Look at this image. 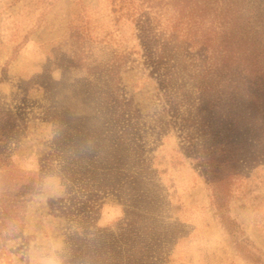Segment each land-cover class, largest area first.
<instances>
[{
  "label": "rangeland",
  "instance_id": "rangeland-1",
  "mask_svg": "<svg viewBox=\"0 0 264 264\" xmlns=\"http://www.w3.org/2000/svg\"><path fill=\"white\" fill-rule=\"evenodd\" d=\"M176 8L0 0V264H264V120L215 188L228 108Z\"/></svg>",
  "mask_w": 264,
  "mask_h": 264
},
{
  "label": "trees",
  "instance_id": "trees-1",
  "mask_svg": "<svg viewBox=\"0 0 264 264\" xmlns=\"http://www.w3.org/2000/svg\"><path fill=\"white\" fill-rule=\"evenodd\" d=\"M173 2L179 14L188 18L189 33L195 36L201 32L200 44L211 48L208 59L212 60L211 66L219 78V86L217 95L207 101L215 102V106L226 102L224 108H228L227 120L230 123L222 131L224 141L219 143L209 160L213 168L210 181L219 188L222 181L238 174V164L250 153L252 139L258 140L256 130L264 120V0ZM138 25L145 38L153 34L155 28L149 18L141 20ZM243 98L250 103L249 112L237 117L232 109L235 102ZM240 124L254 127L253 131L250 128L241 133ZM227 132H236V138ZM216 167L221 169V177L215 174Z\"/></svg>",
  "mask_w": 264,
  "mask_h": 264
}]
</instances>
